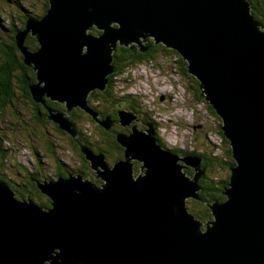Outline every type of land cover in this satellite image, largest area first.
<instances>
[{"label":"water","instance_id":"95a60500","mask_svg":"<svg viewBox=\"0 0 264 264\" xmlns=\"http://www.w3.org/2000/svg\"><path fill=\"white\" fill-rule=\"evenodd\" d=\"M49 2L48 13L28 19L27 29L17 34L39 81L31 86L37 102L48 96L66 104L69 114L76 106L89 110L91 92L107 89L117 43L145 52L151 46L147 36H154L189 62L201 94L222 121L235 164L223 191L226 200L210 204L214 220L205 229L186 202L203 188L180 166H194L199 181V156L163 148L153 130L157 124L150 123L141 132L133 126L130 136L118 133L126 162L107 166L102 154L77 138L65 113L52 111L97 172L104 169L98 175L104 184L79 172L43 179L38 187L52 205L44 207L31 193L28 199L16 196L0 177V264H264V26L251 2ZM94 28L101 33L87 32ZM28 33L39 40L35 52L24 47ZM101 123L115 124L107 116ZM130 159L143 163L145 175H135Z\"/></svg>","mask_w":264,"mask_h":264},{"label":"rangeland","instance_id":"374dc122","mask_svg":"<svg viewBox=\"0 0 264 264\" xmlns=\"http://www.w3.org/2000/svg\"><path fill=\"white\" fill-rule=\"evenodd\" d=\"M20 1L30 13L35 14V16L33 15L34 18L37 17V15L43 14L44 0ZM14 6L15 4L11 2H8L5 6L0 3V23L5 22L8 24L7 21L13 19V24H16L18 27L21 25L19 19L20 14ZM113 25L120 27V24L118 23H113ZM87 32L90 33L92 31L88 29ZM8 36L9 35L6 32L0 30V49L3 48L5 39H7ZM147 37L149 41H152H150L151 46L156 43L154 36L148 35ZM139 40L143 41V38L139 37ZM117 42H120V40ZM162 43L163 42L161 41L157 42V44ZM141 44L146 46L145 42H142ZM131 45L139 47L136 42H131ZM151 46L145 52H141L140 50H135L134 52L132 50L131 51L133 53L146 54ZM124 47L130 48V44L125 46L117 43L116 50ZM85 48L87 50V47ZM116 50L112 52L111 56H114ZM1 53L2 51L0 50V56H2ZM184 60L187 64H189L186 59ZM146 61H142V63L137 62V64L135 63L134 66L128 68L127 71H124L122 74L118 76H116L117 74L114 75V80L112 81L114 85L111 90L114 91L113 93H115V95L119 96L116 104L120 108V114H124V117L119 120L118 126L120 128L128 129V132L123 135L130 136V134H133L132 127L135 125L136 130L141 132L149 129L147 124L156 123L157 125L153 126V130L156 136L163 142V148L173 151L177 148V150L182 151L181 154H178L181 157L191 155L190 153L193 151L197 154V156L205 153L209 147H212V143L210 142H213L218 146V149L215 150V154L221 153L224 150V144L222 145L223 140L218 132L220 130L219 125L220 123L222 124V121L217 113L216 116H214L210 112V109L206 104L202 103V105L198 106L188 79L180 73V58L173 53H169L168 56L157 54L154 59L155 62L151 63ZM113 74L114 71L110 74V76ZM137 76H141L143 78L140 80L139 85H137V83H135L136 85H126L131 80H135ZM38 83L39 81L36 85ZM13 84L16 86L15 82H13ZM40 85L43 88L45 86V82L42 81ZM92 92H94V90ZM15 93L17 96L15 99H18L20 96L19 90L16 89V87ZM134 97L137 98L138 101L134 100ZM21 108L22 107L19 109L21 112L20 117L10 116L9 113H7L6 116L3 115L5 121L4 125L7 126L6 133H9L8 135L12 137L9 140L13 146V151L10 153L9 159L6 162V166L3 171V174L5 173L3 177L6 176L8 178L12 176V179L14 180L13 182H17V185H23V183H25L27 180V177H25L26 174L24 171L22 172L17 168V162L18 166L21 164L26 168L29 167L28 169L30 171L31 180L35 181L33 174L37 173L40 177L47 178L49 180L51 179L50 181H53V179L58 178L59 173H57V166L59 163L57 162V158H59V162L62 163L60 166L66 171V173L68 171L69 174H73V169L76 170L77 173L80 169H84V167H86L87 170L86 168L84 170L87 173H84V175L88 177H84L88 178V180H91L95 184L97 183L96 185L101 186L103 184L98 183L99 172H97V169L90 165V160L87 159L86 154L83 151L82 153L77 152V147L75 148V144L69 140L66 134H61L58 130L49 128L47 136H44V128L39 124L30 123L28 121V113L24 112L23 108ZM74 109L82 110V108L77 106L74 107ZM11 111H13V109L10 110V112ZM129 113H131V116H126ZM10 118L12 119L11 122L16 121L15 124H18L16 127L11 125ZM104 119H106V116ZM23 121H26L29 124L26 125ZM21 122L24 123V125H22ZM197 124H199L200 127L196 126ZM79 126L82 128L81 131L87 137H91L93 132L96 130L94 124H90L89 121L84 119L78 122L77 127ZM12 127L14 130L10 129ZM33 129L37 131L36 135L31 133ZM119 134L121 133L119 132ZM6 137L7 135H5V138ZM194 153L193 155H196ZM100 154L102 153L97 152L95 155L98 156ZM113 155L114 154H112V156ZM103 157L107 166H113L118 163L114 157ZM124 161L126 162V158ZM130 163L134 164L136 176H140L141 174L145 175L144 172L142 173L140 167L143 164L141 161L138 159L130 160ZM38 166L41 168L38 169ZM180 166H182V171L189 176L190 181L198 183V186L203 188L201 180L204 175L201 179H199V181H197L195 177L196 169L194 166L185 164L183 161L180 162ZM68 167L70 169H68ZM201 168L203 169L202 166ZM99 170L104 171L101 167ZM212 175V177L218 180L225 178L227 173L224 170H221L216 173V176H214V174ZM36 183H38V181H36ZM202 190L197 192L196 198L193 197V195L186 197L189 209L193 207L202 208L201 196L204 194V191ZM15 193L17 194L16 196H21L18 190H15ZM34 194H36L35 196H32L34 200L37 203H41L42 198L39 196L40 194ZM24 198L28 199L27 195L24 196ZM197 220L201 222L205 229H207L208 224L212 226L207 218H198Z\"/></svg>","mask_w":264,"mask_h":264},{"label":"trees","instance_id":"16d2710c","mask_svg":"<svg viewBox=\"0 0 264 264\" xmlns=\"http://www.w3.org/2000/svg\"><path fill=\"white\" fill-rule=\"evenodd\" d=\"M252 4V14L259 20L264 26V0H249ZM8 2L14 3L15 6L18 8V13L20 14V23L21 25L18 27L16 24H13V19L8 20V24L5 22L0 23V30L6 32L9 36L5 39V43L3 48L0 50L2 51V56H0V175L3 177L4 168L6 166V162L9 159L10 153L13 151L12 143L9 139L12 137L9 136V133H6L7 126L4 125L5 121L3 115L6 116L7 113L10 116L20 117V107L23 108L24 112H27L29 115L28 121L32 124H39L45 130L44 136H47L48 130L55 129L58 130L61 134H66L69 140L75 144V148L77 147V152L82 153L81 144L77 141V138L80 139L86 146H89L93 153L97 154V152H101L105 158L107 156L114 157L116 161L119 163L125 160L126 156V146H124L117 134L120 132L121 134L127 133V128H120L118 126L119 120L123 117L120 114V108L117 106L116 101L118 99V95H115L112 91L113 87V78L114 75L118 76L122 74L124 71H127L128 68L134 66L137 62L142 63V61L146 62H155V56L157 54L168 56L169 53H173L178 58H180V73L182 76L186 77L190 83L193 95L198 103V106L206 104L207 107L210 109V112L216 116V112L210 103L205 99V97L201 94L200 89V82L193 76L188 69V64L184 60L183 56L180 54L179 51L170 49L164 43L152 44L151 48L147 51L146 54H138L133 53L130 48H118L114 53V74L110 76V81L105 91L102 90H95L89 97V110H79L73 109L71 114L67 112V106L64 103L54 101L48 96L43 97L42 102H37L34 99V96L31 91V86L37 83V75L36 71L34 70L33 65H29L26 62V56L22 50V48L18 45L17 42V34L20 31H25L27 29V21L30 18H33L35 14L29 12L26 9L20 0H0L2 5L8 4ZM50 8L49 0H44V12L42 15H37L35 18H40L48 13ZM5 11V10H4ZM34 15V16H33ZM262 17V18H261ZM23 25V26H22ZM26 28V29H25ZM92 33L97 35L101 32L96 30H92ZM151 41V40H150ZM152 42V41H151ZM27 47H26V46ZM40 46L39 40L36 36H32L31 33H28L27 37L25 38L24 47L30 49L29 51L35 52L38 47ZM146 59V60H144ZM113 76V77H112ZM112 77V78H111ZM112 79V80H111ZM15 82L16 86L13 84ZM15 87L19 90V98L15 99L17 96L15 95ZM115 95V96H114ZM114 97V98H113ZM123 98V96H122ZM134 100L138 101L137 98H133ZM96 101V102H95ZM122 101V100H121ZM17 102V104H16ZM139 107V106H138ZM21 108V109H22ZM131 108V107H128ZM10 112V110H12ZM52 111L54 112H64L65 116L69 118V120L76 126L78 131L77 138L68 130H63L58 122L52 118ZM93 113H97V116L94 117ZM108 115V118L111 119L113 124L109 128L104 126L101 122H103L104 117ZM85 117V118H84ZM82 119L89 121L90 124H94L95 132L91 135V137H87L81 131L82 128L79 126L77 127L78 122ZM10 118V122H11ZM221 120V119H220ZM16 121L11 122L12 126H17L15 124ZM24 123L29 124L26 121ZM24 123L21 122L22 125ZM219 135L223 140L222 145L224 144V150L219 153L215 154V150L218 149L217 144L212 143V147H209L205 153L198 155L201 158V166L204 170V176L201 180V185L203 186L204 194L201 196V206L202 208H190V212L193 213L198 218H207L208 220L213 218L212 210L210 208V204L215 200L219 202H224L226 200V195L223 193L224 190L229 186L230 177H231V167L235 164L231 147L229 141L226 139L223 130H221V123L219 125ZM10 129H13L10 128ZM14 130V129H13ZM119 130V132H118ZM32 134L36 135L37 131L33 129L31 131ZM5 135L7 137L5 138ZM160 145H163V142L159 139L158 140ZM8 146H7V145ZM176 153L181 154V150L175 149ZM188 153V152H187ZM194 151L190 154H193ZM14 154V153H13ZM37 155V153L35 152ZM112 154H114L112 156ZM196 154V153H194ZM197 155V154H196ZM57 162L59 163L57 168L58 177L68 178L69 172L61 168L59 162V158H57ZM17 168L22 172H25V177L27 180L23 183L22 187L17 185V182H13V177H6L4 176L1 178L2 180H6L5 182L9 183L10 186L15 190H18L22 197L26 196L27 193H31L32 196L36 195L34 193L40 194L39 196L42 198L40 204L44 207H50L51 202L50 199L41 192L40 188L37 186L36 181H42L44 178L40 177L39 174L34 173L33 178L35 181L31 180V175L29 171V167L26 168L25 166H18L16 162ZM57 165V164H56ZM60 166V167H59ZM21 167V168H19ZM38 169L41 167H37ZM60 168V169H59ZM86 167H84L85 169ZM68 169H70L68 167ZM84 169H80L79 172L83 174L87 173ZM72 170V169H71ZM84 170V171H83ZM87 170V168H86ZM224 170L227 173V176L223 179L216 180L214 176L218 171ZM73 174L76 173V170L73 169ZM78 173V172H77ZM21 174V173H20ZM22 175V174H21ZM23 176V175H22ZM86 176V175H84ZM6 177V178H5ZM88 177V176H86ZM5 178V179H4ZM47 179V178H45ZM33 184V185H31ZM40 190V191H39ZM207 191V192H205ZM207 194V195H206Z\"/></svg>","mask_w":264,"mask_h":264},{"label":"bare ground","instance_id":"6f19581e","mask_svg":"<svg viewBox=\"0 0 264 264\" xmlns=\"http://www.w3.org/2000/svg\"><path fill=\"white\" fill-rule=\"evenodd\" d=\"M115 23H116V22H115ZM143 76H144V75H143ZM142 79H143V78H142L141 76H140V77L137 76V77L135 78V80H131V81L128 82L126 85H134L135 83H137V85H139V84H140V80H142ZM135 85H136V84H135ZM125 87H126V86H125ZM138 87H139V86H138ZM138 87H137V88H138ZM134 88H135V87H134ZM123 89H124V88H123ZM172 98H173V97H172ZM197 101H198V100H197ZM196 126H199V127H200L199 124H197ZM199 127H198V128H199ZM168 128H169V127H168ZM156 130H157V129H156ZM130 160H136V159H130ZM130 160H129V161H130ZM90 165L93 166V162H92L91 160H90ZM93 167H94V166H93ZM142 168H143V166L141 165V170H142ZM142 171H143V170H142ZM99 174H101V171H100V170H99L98 175H99ZM98 178H99V177H98ZM99 180H100L101 183H103V179H102V178H99ZM38 183H42V181H38ZM38 183H37V184H38ZM96 184H97V183H96ZM103 184H104V183H103ZM103 184H102V185H103Z\"/></svg>","mask_w":264,"mask_h":264},{"label":"flooded vegetation","instance_id":"af4514ba","mask_svg":"<svg viewBox=\"0 0 264 264\" xmlns=\"http://www.w3.org/2000/svg\"><path fill=\"white\" fill-rule=\"evenodd\" d=\"M45 179V178H44ZM98 183H100L101 184V182H100V180L98 181ZM19 187H22L23 185L21 184V185H18ZM38 186V185H37ZM22 197V196H21Z\"/></svg>","mask_w":264,"mask_h":264}]
</instances>
